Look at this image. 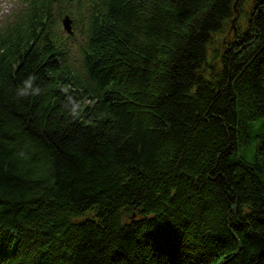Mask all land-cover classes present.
<instances>
[{"label":"trees","instance_id":"1","mask_svg":"<svg viewBox=\"0 0 264 264\" xmlns=\"http://www.w3.org/2000/svg\"><path fill=\"white\" fill-rule=\"evenodd\" d=\"M243 3L23 0L4 19L0 264H264V0L235 29ZM30 73L45 94L16 100Z\"/></svg>","mask_w":264,"mask_h":264},{"label":"clouds","instance_id":"2","mask_svg":"<svg viewBox=\"0 0 264 264\" xmlns=\"http://www.w3.org/2000/svg\"><path fill=\"white\" fill-rule=\"evenodd\" d=\"M39 77L35 73L28 74L25 78H23L20 83L17 85L15 89V99L16 100H27L33 97H39L45 94V87L41 84L37 83ZM69 115L75 119L79 115V109L76 105H65ZM18 158L22 160L29 159V153L20 150L17 153Z\"/></svg>","mask_w":264,"mask_h":264},{"label":"rangeland","instance_id":"3","mask_svg":"<svg viewBox=\"0 0 264 264\" xmlns=\"http://www.w3.org/2000/svg\"><path fill=\"white\" fill-rule=\"evenodd\" d=\"M23 0H0V24L3 23L4 19L6 17H8L10 14H12V12L19 6V4L22 2ZM250 3L251 0H244L243 6H242V12L243 14L238 15V19L237 21L235 20V22L233 21L232 26H238V27H244L246 24V12L247 10H249L250 7ZM231 26V24L229 23L225 28H224V34H226V37H230L233 33V29ZM64 31V30H63ZM74 31V30H73ZM64 33H66L64 31ZM216 42H214L212 45L208 46V56L210 57V46H215Z\"/></svg>","mask_w":264,"mask_h":264},{"label":"water","instance_id":"4","mask_svg":"<svg viewBox=\"0 0 264 264\" xmlns=\"http://www.w3.org/2000/svg\"><path fill=\"white\" fill-rule=\"evenodd\" d=\"M72 23H73V21H72V18L70 17L69 14H64L61 17L62 29L69 35H72L74 33L73 28H72ZM232 24H233V22H232Z\"/></svg>","mask_w":264,"mask_h":264}]
</instances>
